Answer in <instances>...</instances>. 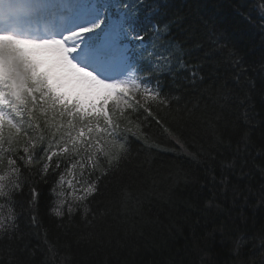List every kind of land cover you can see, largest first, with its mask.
<instances>
[{
    "label": "snow or ice",
    "instance_id": "obj_1",
    "mask_svg": "<svg viewBox=\"0 0 264 264\" xmlns=\"http://www.w3.org/2000/svg\"><path fill=\"white\" fill-rule=\"evenodd\" d=\"M246 3L242 0L235 11L254 24L251 13L241 10ZM251 6L264 33V2L251 0ZM167 7L166 0H0V166L7 169L0 174V255L9 257L7 261L0 259V264H20L12 245L24 238L19 225L26 215L21 199L25 188L30 197L27 214H31L36 211L38 184L57 175L56 184H62L66 174L79 170L80 178L74 177L75 183L68 181L76 205L61 199L51 211L57 217L71 218L76 208L83 206L87 216L86 202L99 192L101 177L123 159L122 155L111 156L107 149L119 143L127 154L130 136L143 139L138 115L141 110L146 113L145 119H155L150 101L167 106L170 99H179L163 92L162 77L167 75L176 89L181 81L196 85L206 78L219 79L214 65L205 73L203 60L192 63L185 59L189 52L181 49L172 29L183 26L186 18L179 13L168 16L164 11ZM157 15L162 18L154 19ZM206 16L196 19L212 45L204 57L227 51L235 70L232 79L240 84L243 77L248 89L239 104L241 118L251 128L256 115L252 98L256 81L246 75L244 56L235 45L228 48L224 33L217 30L211 16ZM261 73L264 81V63ZM261 95L264 98V82ZM224 109L227 111V105ZM134 118L137 123L133 127ZM216 121L229 123L226 115H218ZM5 125L9 129L7 139ZM252 149L251 134L244 132L235 143L232 159L221 162L219 178L214 169H209L208 208L226 215L218 234L232 246L227 254L231 264H264V238L257 244L249 234L229 229L236 220L247 219L233 216L234 210L242 214L246 208L264 209V184L258 189H241L230 180L229 174L241 178L249 175ZM256 151L264 157V148ZM259 171L264 177V168ZM56 184L51 189L54 196ZM216 187L219 195L212 191ZM229 191L232 207L226 210L215 201L226 198ZM253 199L257 200L255 206L251 204ZM17 207L20 211H13ZM31 224L38 226V216L31 215ZM215 234L209 236L213 241Z\"/></svg>",
    "mask_w": 264,
    "mask_h": 264
},
{
    "label": "trees",
    "instance_id": "obj_2",
    "mask_svg": "<svg viewBox=\"0 0 264 264\" xmlns=\"http://www.w3.org/2000/svg\"><path fill=\"white\" fill-rule=\"evenodd\" d=\"M166 2L168 7L164 11L168 16L179 13L186 18L183 26L172 29L181 49L189 52L185 59L192 63L203 60L205 73L214 65L219 79L206 78L196 85L181 81V87L176 89L167 75L162 77L163 92L179 99H170L167 106L158 100L150 101L155 119H145L146 113L141 110L138 115L143 139L130 136L127 154L122 152L119 143L107 149L111 156L122 155L123 159L101 177L99 192L86 202L87 216L83 206L77 207L71 218L57 217L51 211L61 199L76 205L68 181L75 183L74 177L80 178L79 170L66 174L62 184H56L58 175L49 176L47 183L38 184L36 211L31 214H27L26 201L30 197L25 188L21 199L25 201L26 215L19 225L24 238L18 245H12L20 264H43L46 260L48 264H226V261L231 264L227 254L232 246L218 234L220 225L226 223V215L216 208H208L211 185L207 182L209 169H214L219 178L221 162L232 159L236 141L244 132H250L253 149L247 165L249 175L241 178L229 174L231 184L241 189L247 186L258 189L264 184L259 171L264 168V157L256 151L264 148V98L261 95L264 33L260 31V18L251 0H247L241 10L251 13L254 24L236 13L235 8L242 0ZM205 13L226 36L224 43L228 48L235 45L244 56L248 66L246 75L256 81V89L252 91L256 115L251 128L241 118L243 109L239 104L248 89L243 77L240 84L232 79L235 70L229 64L227 51L208 59L204 57L212 45L196 19ZM189 27L191 31L187 30ZM197 44L201 47L196 48ZM218 115H226L229 123L217 122ZM135 123L134 118L133 127ZM8 132L5 125L6 139ZM20 142L23 143L22 135ZM103 166L106 167V163ZM0 167L3 169L0 174H5L6 165ZM54 184L55 196L51 191ZM212 191L219 195V187ZM231 201L229 191L226 198L221 196L215 203L227 210L232 207ZM256 203L255 199L251 201L253 206ZM10 207L6 206L4 211ZM31 215L38 216V226L31 224ZM232 215L247 219L229 224L230 230L238 229L249 234L257 244L261 242L264 209L246 208L242 214L236 209ZM214 233L215 242L209 238ZM0 259L7 261L9 257L0 255Z\"/></svg>",
    "mask_w": 264,
    "mask_h": 264
}]
</instances>
